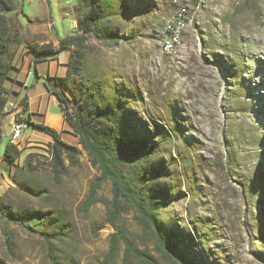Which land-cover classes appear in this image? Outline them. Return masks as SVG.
Here are the masks:
<instances>
[{
    "label": "rangeland",
    "instance_id": "obj_1",
    "mask_svg": "<svg viewBox=\"0 0 264 264\" xmlns=\"http://www.w3.org/2000/svg\"><path fill=\"white\" fill-rule=\"evenodd\" d=\"M47 1L14 0L9 13L14 15L9 18L12 76L21 72L22 57L30 55L15 40L17 35L28 39L17 21L31 25L35 18L44 20ZM111 2L105 23L119 34L120 43L108 45L90 37L82 81L102 86L108 106L112 97H120L128 115L124 123L131 127L126 136L147 139L157 148L148 166L159 173L149 183L158 201H169L161 212L166 231L191 236V242L178 239L179 250L194 264H264V0ZM50 3L61 38L78 34L72 25L85 11L79 0ZM58 3L69 16L61 14ZM180 8L186 9L187 20L182 47L176 55H164L165 24ZM69 56L65 51L53 60V79L66 76ZM49 62L36 64L41 76L47 74ZM35 80L33 70L27 93L32 116L44 122L46 111L57 107L62 113L61 103L55 95L50 102L45 84L34 86ZM15 120V114L4 120L0 155L11 142ZM66 125L63 139L78 145L75 132ZM22 138L17 168L0 158V196L15 214L50 215L49 237L36 218L28 222L35 233L11 223L9 251L0 221V260L50 264L46 241L51 240L59 264H101L114 232L106 222L111 184H104L97 204L81 213L91 183L100 176L89 156L83 151L80 165L56 185L45 165L50 138L31 128ZM31 155L41 163L36 172L28 170ZM126 171L133 182L143 176L139 165ZM96 225L101 230L94 234ZM118 226L138 252L157 264H171L156 253L154 238L139 227L131 210ZM123 252L121 244L115 264H122ZM133 264L140 263L134 259Z\"/></svg>",
    "mask_w": 264,
    "mask_h": 264
},
{
    "label": "trees",
    "instance_id": "obj_2",
    "mask_svg": "<svg viewBox=\"0 0 264 264\" xmlns=\"http://www.w3.org/2000/svg\"><path fill=\"white\" fill-rule=\"evenodd\" d=\"M79 3L82 7L84 6L85 11L78 18V34L61 39L57 45L52 43L39 45L21 35H17L15 39L32 55L35 65L53 61L63 52H69L66 76L56 79L48 77L44 84L47 91L55 95L61 103L64 120L75 132L78 145L66 142L62 137L63 132L55 130L44 122L33 121L32 115L24 120L18 117L16 119L25 123L27 128L37 130L50 138L51 143L48 145V158L45 165L56 185L61 184L71 169L80 165V156L83 151L89 156L92 166L98 170L100 176L91 183L88 196L80 208L81 213H87L97 204V194L104 184L107 182L111 184V201L106 222L114 232L110 235L109 250L101 264H115L121 252V244L124 245L122 264H133L134 259L140 264H157L147 255L138 252L122 228L118 226L119 219L127 210L134 213L139 227L154 238L155 251L162 260L171 264H194L179 250L178 239L191 242V236L185 237L177 233L171 235L166 231L161 212L169 206V201H158L150 191L149 182L154 180L159 169L157 167L150 169L148 165L150 155L156 154L157 148L147 139L139 140L126 136V130H131V127L128 129L124 123L128 115L123 109L120 97H112L115 99H112L108 106L102 86H88L82 81L89 38L93 37L108 45L120 43L119 34L109 31L105 23L112 2L111 0H79ZM13 10L14 0H0V143L3 138V120L7 114L6 94H9L5 85L10 80L13 69L9 58L11 27L7 17ZM20 105L23 112L27 114L29 110L27 97L21 98ZM20 156L19 146L9 142L0 158L10 167L17 168ZM38 158L37 155L29 157V172L38 170L37 165L41 164ZM134 165H139L143 169V176L140 175L137 182H133L126 171V167ZM33 218L43 222L47 230L43 234L48 238L50 215L15 214L0 196L1 229L9 251H12V238L8 226L13 223L35 233L37 231L28 225ZM100 230L101 226L96 225L93 232L97 234ZM46 243L50 264H59L54 243L51 240H47ZM0 264L6 263L0 260Z\"/></svg>",
    "mask_w": 264,
    "mask_h": 264
},
{
    "label": "crops",
    "instance_id": "obj_3",
    "mask_svg": "<svg viewBox=\"0 0 264 264\" xmlns=\"http://www.w3.org/2000/svg\"><path fill=\"white\" fill-rule=\"evenodd\" d=\"M49 3V7L46 9V18H44V20L41 19H37L35 18L33 22H31V25H23L22 23H20V21L18 22V27L23 29L25 32V36L28 37V40L31 41L32 43H36L39 45L42 44H47V43H53L54 45L57 44V39H63L61 38V31L59 30V27L57 26V24L55 22H53V7L51 5V0L47 1ZM59 9L62 12L61 14H65V16H69V12L66 11L65 8H61L59 3H58ZM12 14H8L7 17L8 18H12ZM27 39V38H26ZM60 59V57H59ZM47 74H45L44 76H41L39 74V71L36 70V68L38 69V66H36L33 63V59L31 55H26L24 58L22 57L21 63L19 65V68L21 67L22 70L20 73L16 72V74H14L13 76L10 75V80L7 82L8 84L5 85L8 93H9V101H13V100H18L20 98L23 97H27L28 99V104H29V110L27 112V114H25L24 116L27 117L29 115H33L32 112V103H31V99L29 94L27 93V91L29 90V80H30V76L33 70L36 71V80L34 81V86H37L39 83H44L45 80L49 77L52 78L53 74L56 72L57 70V64L54 61H50L49 63H47ZM40 65V64H39ZM23 83L24 87L20 88V85ZM45 96H48L49 101L50 102H54L53 100L55 99L54 96L52 94H50L48 91L46 93ZM55 111L51 112V111H46L45 115H44V123L52 128H54L55 130L61 132V131H68V127L65 123L64 117L62 115V113L58 110V108L56 107L54 109ZM7 114H14L12 111L10 110H6ZM38 112L40 116L43 115V112H41L38 109ZM6 116L4 117V120L6 118ZM40 118V117H39ZM3 120V136H4V126H5V122ZM32 120L38 123H43L41 122L40 119H37L35 117L32 116Z\"/></svg>",
    "mask_w": 264,
    "mask_h": 264
},
{
    "label": "built area",
    "instance_id": "obj_4",
    "mask_svg": "<svg viewBox=\"0 0 264 264\" xmlns=\"http://www.w3.org/2000/svg\"><path fill=\"white\" fill-rule=\"evenodd\" d=\"M66 2H70L71 0H65ZM183 25H187L186 20V9L180 8L173 17H171L165 24L164 28V38L161 44V52L164 55L173 56L178 54L179 50L182 47V37H183ZM72 29L74 31L78 30V23L76 21L73 22ZM6 97H9V94H6ZM20 100L17 101H9L6 110L12 111L18 119L24 120L22 115L23 108L20 105ZM27 131V126L25 123L20 122L19 120H15L12 127V134L10 139H16L17 145L19 146L23 141V133Z\"/></svg>",
    "mask_w": 264,
    "mask_h": 264
},
{
    "label": "bare ground",
    "instance_id": "obj_5",
    "mask_svg": "<svg viewBox=\"0 0 264 264\" xmlns=\"http://www.w3.org/2000/svg\"><path fill=\"white\" fill-rule=\"evenodd\" d=\"M11 143L16 144L17 145V140L16 139H11Z\"/></svg>",
    "mask_w": 264,
    "mask_h": 264
},
{
    "label": "water",
    "instance_id": "obj_6",
    "mask_svg": "<svg viewBox=\"0 0 264 264\" xmlns=\"http://www.w3.org/2000/svg\"><path fill=\"white\" fill-rule=\"evenodd\" d=\"M104 230H105V231H108V232H111V231H112V229L109 228V227L104 228Z\"/></svg>",
    "mask_w": 264,
    "mask_h": 264
}]
</instances>
